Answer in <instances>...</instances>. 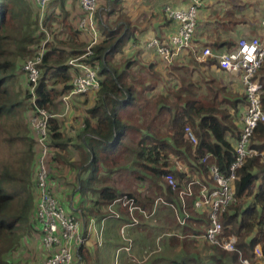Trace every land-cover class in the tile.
Wrapping results in <instances>:
<instances>
[{"label":"trees","instance_id":"trees-1","mask_svg":"<svg viewBox=\"0 0 264 264\" xmlns=\"http://www.w3.org/2000/svg\"><path fill=\"white\" fill-rule=\"evenodd\" d=\"M31 10L28 0H0V117L7 111L10 102L9 85L15 71L10 58L13 52L9 50V46L19 45L21 41L27 44L36 42L37 48L41 44L33 30L36 20H32ZM122 11V0H109L104 26L96 21L100 40L91 47L92 54L80 60L96 70L99 82L98 91L82 95L94 96L92 105L86 109L82 124V134L89 150L83 161V165H87L83 167L84 179L80 182L79 192L83 198L88 194L92 197L91 203L84 210L85 214L96 219L104 218L108 214L103 216L101 207L123 197L133 200L150 214L154 209V199L159 197L165 204L156 205L154 214L145 220L167 210L171 217L175 216V232H168L160 245V237L150 240L149 245L153 250L161 246L162 251L147 264H162L164 260L169 264H242L237 252H225L203 240L202 235L208 226L206 213L194 209L193 197L185 198L183 210L178 195L187 183L195 181V177L201 186L213 187L209 173L211 166H215L222 175H228L235 158L232 141L236 143L239 136L235 123L243 116L247 107L245 94L238 97L227 93L226 88L215 86L212 79L204 83L203 87L204 79L195 82L193 72L185 69L186 66L179 67L183 73L178 76L171 75L169 68H166V78H162L155 70V63L144 66L132 58L117 60L124 56L126 46L135 39L134 29ZM111 16L116 19L109 22ZM49 20L52 22L53 17L45 20L47 29L51 28ZM196 27L197 21L193 46ZM16 30H22L21 40L12 34ZM68 31L70 42L55 40V43H49L42 59L36 101L40 108L50 113L58 99L71 90L70 81L78 72L68 65V61L80 58L89 46L76 42L78 32H81L78 28L72 30L68 27ZM143 49L149 50L146 45ZM203 49L204 47L199 48L198 54ZM185 52L190 55L191 50L180 51L174 59ZM215 64L219 69L217 60L207 57L202 65ZM136 65L138 69L133 71L132 68ZM260 74V71L256 74L258 80ZM172 80L178 81V84L172 86ZM161 84L163 88H159ZM262 85L264 87V83ZM262 109L264 111V92ZM54 122L53 118L49 122V147L57 137V125ZM186 127L190 129L196 144L188 139ZM250 148L257 155L247 158L236 171L233 184L236 201L222 214L221 224L224 236L233 235L237 238L236 249L244 257H251L253 248L260 245L261 261L264 264V123L256 128L251 137ZM206 156V161L202 162ZM177 163L184 165L187 172L178 171ZM167 174L174 176L176 189L172 190L166 185L164 177ZM112 176L118 179L125 176L132 182L131 186L142 184L147 192L144 190V193H137L131 188H121L116 185L117 180L110 182ZM198 188V185L194 186V193ZM12 199V195L0 189V239L8 237L16 222L5 217V208L11 204ZM118 212H121V217H112L110 220L113 224L108 231L114 237L107 244L109 249L121 246L116 230L128 219L127 211L125 213L119 208ZM178 217L185 219L182 225ZM141 219L140 225L142 222L146 223ZM151 234L155 236L160 232L152 231ZM200 237L205 244L203 253L202 249L200 251L194 246L195 240ZM134 241L137 242V239ZM177 248L179 251H175ZM169 249H173L172 260L165 256ZM134 253L139 259L144 257L140 253ZM79 258L80 264H92L94 259L86 245L79 249ZM95 260L96 257L93 264H103ZM75 261L78 259L75 258ZM121 264L127 263L123 260Z\"/></svg>","mask_w":264,"mask_h":264},{"label":"built area","instance_id":"built-area-1","mask_svg":"<svg viewBox=\"0 0 264 264\" xmlns=\"http://www.w3.org/2000/svg\"><path fill=\"white\" fill-rule=\"evenodd\" d=\"M51 0H33L38 9L40 20L44 19L46 8ZM188 7L183 10L165 7L164 13L167 19L177 23V31L164 40L151 39L146 47L153 49L165 61H171L184 49H193V35L197 21V12L204 0H187ZM82 18L78 22V29L95 35L96 33V13L98 12L97 0H77ZM109 10V5L105 11ZM261 27L264 32V17L261 20ZM42 31L45 39L38 46L34 54L28 58L23 65V72L26 78V86L29 94L31 110L29 112V128L36 146V172L35 187L37 191V204L35 210V227L39 233V243L42 249L41 262L39 264H74L75 258L79 259V249L86 245L89 235L96 232V220L90 218L88 221L68 213L52 195L50 189V147L48 141L49 122L54 115L37 105L36 88L40 75L42 59L46 51L47 43L50 40L48 30ZM93 40L87 50L80 58L69 60L68 65L74 67L78 72L72 76L70 81L71 90L62 97V102L68 108V101L73 96H82L99 90V82L96 78V70L80 62L81 59L92 54L91 47ZM207 57H213L217 60L219 68L228 73L238 74L243 86L247 107L241 117V128L239 136L234 146L235 158L229 167L228 175H222L215 166L209 168V173L213 181V187L201 186L199 181H190L186 187L179 192V201L181 208L185 209V198L193 197V207L195 210L205 212L208 218L203 240L209 244L215 245L228 253L237 252L242 264H259L262 259V250L260 245H256L252 250L251 257H244L237 249V238L233 235L224 236V228L221 224V216L228 206L235 203L234 181L236 171L247 158L257 155V152L250 148L251 137L253 136L259 124L264 123V111L262 109L263 86L256 78L257 72L264 64V38L258 37L242 38L237 42L235 49L223 53L213 54L209 48H204L197 57L204 61ZM185 133L192 144L196 140L188 127ZM207 156L202 160L205 162ZM178 171L187 172V168L176 164ZM165 183L172 190L176 189L177 182L172 174H167ZM198 185V191L194 193V186ZM120 204L126 209L128 219L122 223L119 228V236L124 245L116 251L115 258L121 251L131 253L133 246L132 239L128 236L127 230L133 229L139 224V216L148 219L154 212L156 205L165 204L158 198L152 213H147L133 200L123 197L106 206L107 216L101 219V231L104 227V221L120 215L115 211L116 206ZM173 208V207H172ZM176 212V211H175ZM185 214V212H184ZM185 217L187 215L185 214ZM182 225L185 219L177 218ZM99 239L100 233L97 232Z\"/></svg>","mask_w":264,"mask_h":264},{"label":"crops","instance_id":"crops-1","mask_svg":"<svg viewBox=\"0 0 264 264\" xmlns=\"http://www.w3.org/2000/svg\"><path fill=\"white\" fill-rule=\"evenodd\" d=\"M97 3L98 12L96 13V20L97 23H100V25L104 26L103 20H105V13L109 11H105V9L109 5V0H97ZM165 7L183 10L188 7V1L122 0V12L134 29L135 39L130 41L126 46L124 50V56L122 58L118 57L117 60L132 58L144 66L147 65V63H155V70L162 78H166V68H169L171 75L178 76L179 73H183L182 70H179V67L186 66L185 69L193 72L192 77L195 82L199 79H204V81H202L203 87L205 85L204 83H208L209 80L212 79L214 80L215 86L226 88L227 93L236 95L238 97L243 96L244 90L240 76L238 74L228 73L224 70H221L220 68L218 69L216 64L209 66L202 65L205 63V60L200 61L197 59V57L200 55L198 54V49L204 47L209 48L212 52H215V54H223L235 49L237 42L242 38L258 37L263 39L264 32L261 27V20L264 17V0H204L201 7L199 8L196 35L194 38L195 43L190 55L189 53L185 52L175 59L172 58V60L169 62L160 57L155 52V50L143 49L146 43H148L151 39L154 38L161 41L176 32L178 25L177 23L171 22L169 19H167L164 13ZM35 9L39 14L38 9ZM44 17V22L47 18L50 19V17H53L52 22H50V20V23L48 22L51 25V28H49L50 30L48 29L50 34V40L47 43L48 45L49 43H55V40L70 42L71 38L68 27L72 28V30H77L78 22L82 18V13L77 0H51L46 8ZM115 19V16H111L108 21L112 22ZM93 40H95V43L100 40V30L98 28L95 35L81 31L80 33L78 32V37H76V42L83 44L84 46H87ZM163 61H165L167 64L163 63ZM136 69H138L137 65L136 67L134 66L132 68L133 71ZM259 71L261 74L258 76V78L262 84L264 83V64ZM177 84L178 81L172 80V86ZM159 88H163V84H161ZM93 98L94 96L92 95L71 97L70 110L67 112V114L63 113L64 105L61 102H58L53 108V112L55 111L54 113H56L54 114L53 120L55 121L54 124L57 125V137L51 141L49 182L52 195L59 201L61 206L68 213L83 219L85 222L90 218L96 220L97 231L92 232L89 235L86 246L90 250V253L94 259L96 257L95 261L103 262L105 258L108 261L112 256H114L116 251L124 245V242L121 243V246L116 249L114 247L112 249L107 247L111 237L108 229L111 227L113 222L110 221L111 219L105 220L104 227L101 231L100 221L102 218L96 219L95 217L85 214L83 208H87L89 206V203H87L88 195L85 199L79 192L80 182L82 179H84L83 167L87 165V163L83 165V161L86 156V152L89 150L84 139L85 136L82 134V124L83 118L86 115V109L92 105ZM243 111L244 108L242 110V114ZM28 115L29 112L26 113L25 120L22 118H16L17 120L15 118L6 120L7 128L6 126L4 128V132L10 133V131L12 132L15 130L13 126L17 125V131L12 133L10 137L8 149H12L13 151L18 150L17 153H13V155L18 154V158L24 153L27 155L29 153H33L34 148L35 150L37 149L30 132ZM241 117H239V121L235 123L239 130L241 128ZM232 142L235 146V141L233 140ZM13 164L11 165L12 173H14L13 169L15 168V163L13 162ZM8 179H11V177H8ZM37 199L38 196L36 191V198L32 206V219L35 214ZM101 211L102 213L104 211L106 212V206L101 207ZM33 227L37 231V228L35 226ZM116 231L119 235L118 228ZM137 231V243L134 241L131 253L137 252L140 253V256H142L146 252L147 246L145 245L147 237L144 234L145 231ZM97 232L100 233V239ZM135 232L136 229L134 228L127 230L128 236L131 239L133 238L132 235H134ZM201 243L204 242L200 237L195 240L194 246L196 248H200L202 246ZM39 249L41 250L39 251V257H41L42 249L40 243ZM161 251L162 250L160 247H157L151 252H156L154 254H157ZM170 251L173 252V249H169V252ZM175 251H179V248H177ZM147 257L148 256L141 257L142 259H139L138 257L139 263L147 264L149 262H145V258ZM94 259H92V264ZM79 261L80 258L78 261H76V263L80 264ZM259 264H262V261Z\"/></svg>","mask_w":264,"mask_h":264},{"label":"rangeland","instance_id":"rangeland-1","mask_svg":"<svg viewBox=\"0 0 264 264\" xmlns=\"http://www.w3.org/2000/svg\"><path fill=\"white\" fill-rule=\"evenodd\" d=\"M28 2L29 6L32 9V20H36V27L34 26L33 30L36 31V35L37 37H39V42L42 43V41H44L45 39V34L42 31V28L44 30L48 29L46 28L44 19L39 20V14L36 12V6H34L32 0H28ZM34 12H36V15L34 14ZM36 16L37 18L35 19ZM40 33L43 37L40 36ZM12 34L16 35L18 39L21 40L22 30L12 32ZM19 45L22 50L19 49ZM19 45L9 46V50L13 52V55L10 58L14 63L15 71L13 72L14 77L12 78V81L9 85V92L11 95V97H9L10 102L7 105V111L2 115V117H0V189H2L6 194L12 195L13 199L11 201V204L5 208V217L7 220L12 219L11 221H16L13 229L10 233H8V237L0 239V264H39L41 262L39 251L41 250L39 249V235L33 227L35 226V214L32 219V206L36 198V189L34 185V177L36 171V150L34 148L33 153H29L28 155L24 153L18 158V154L13 155V153H17L18 150L13 151L12 149H8L10 137L12 133L17 131V125L13 126V128L15 129L14 131H10V133L4 132L5 126L7 128L6 120L12 118H22L23 120H25L26 113L30 112L31 110L29 94L27 91L28 89L26 86V78L23 72V65L25 61L30 58L32 54H34V50L37 49L36 46L38 45V43L32 42L31 44H27L21 41L19 42ZM66 94L67 93H64L63 96ZM63 96L58 99V102L63 103ZM63 105V113L67 114V112L70 110V100L68 101L67 109L66 104L63 103ZM54 112L52 109L51 113L53 115L56 114ZM13 162L15 163V168L13 169L14 173H12L11 169V165L13 164ZM8 177H11V179H8ZM127 179L128 178L125 176L119 177V179L116 176H112L110 182L113 183L114 180H117L116 185L121 188H131L134 192L144 193V185L136 184L134 186H131L132 182ZM145 192H147V190H145ZM87 198V203L90 204L92 200L91 195L88 194ZM158 198L159 197L155 198L154 201ZM119 208L124 210V212L126 213V209L123 208L120 204H118L115 208V211L117 213H119ZM83 209L85 210L86 208L84 207ZM103 213L104 215L108 214L105 211ZM163 213L161 211L157 216L154 215L149 220L143 219V221H146V223L142 222L141 225L138 224L136 228H134L136 229V232L134 233V235H132V240L137 239V230H141L142 232L145 231L144 234L147 237L145 246L149 247H146V252L144 253V257L148 256L147 258H145V262L150 260L152 261L154 258H157L155 257L156 254L151 253L153 249L152 246L149 245L151 243L150 240L155 239V237H160L158 238L160 245L166 238L165 236H167L168 232H175V223L173 222L175 216L171 217L170 212L167 210H165ZM140 221H142L141 218H139V222ZM152 231L160 232V234L151 236L150 234ZM161 231H163V233H161ZM116 234L118 235L117 231ZM110 235V239L112 238L113 241L114 236L112 237V233ZM119 240L120 243H123L121 238ZM201 245L202 246L199 248V250L201 251L202 249L201 253H203V247L205 246V244L201 243ZM115 255L116 253L108 260V262L105 258L102 263L121 264L124 260V262L126 261L127 264H140L138 261V256L134 253H129V257L128 254L124 251L119 253L117 258H115ZM166 255L169 256V260H172V251L169 252V250H166L165 256ZM74 264H77L76 261L74 262ZM162 264H169V262L164 260Z\"/></svg>","mask_w":264,"mask_h":264}]
</instances>
